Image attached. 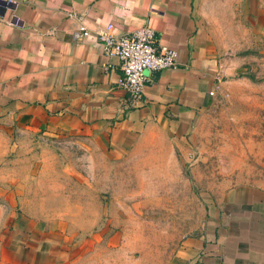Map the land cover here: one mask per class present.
<instances>
[{
	"label": "crops",
	"instance_id": "crops-1",
	"mask_svg": "<svg viewBox=\"0 0 264 264\" xmlns=\"http://www.w3.org/2000/svg\"><path fill=\"white\" fill-rule=\"evenodd\" d=\"M237 2L241 15L255 17L256 0ZM81 21L90 34L74 38ZM107 24L116 34L148 25L156 44L178 52L176 67L145 71L139 103L119 85L120 60L97 32ZM236 70L196 0H0V127L7 132L75 131L110 155L156 141L158 132L184 139ZM18 185L0 169V264L78 259L82 246L66 245L55 225L31 217ZM163 264H264V186L238 182L209 203L200 231Z\"/></svg>",
	"mask_w": 264,
	"mask_h": 264
},
{
	"label": "rangeland",
	"instance_id": "rangeland-1",
	"mask_svg": "<svg viewBox=\"0 0 264 264\" xmlns=\"http://www.w3.org/2000/svg\"><path fill=\"white\" fill-rule=\"evenodd\" d=\"M196 1L237 70L184 139L158 132L110 155L75 131L0 127V169L19 184L24 210L82 246L66 264H163L200 231L209 203L238 182L264 186V0L255 17L241 15L238 0Z\"/></svg>",
	"mask_w": 264,
	"mask_h": 264
},
{
	"label": "built area",
	"instance_id": "built-area-1",
	"mask_svg": "<svg viewBox=\"0 0 264 264\" xmlns=\"http://www.w3.org/2000/svg\"><path fill=\"white\" fill-rule=\"evenodd\" d=\"M89 27L81 21L73 31L74 38L89 35ZM106 52L115 54L120 60L119 85L130 100L139 103L148 79L145 71H155L166 67H176L178 52L174 47L156 44L153 28L142 25L130 33L116 34L111 24L97 29ZM214 93V91H210Z\"/></svg>",
	"mask_w": 264,
	"mask_h": 264
}]
</instances>
